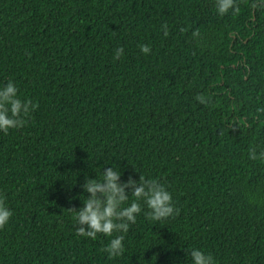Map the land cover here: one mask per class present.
Returning a JSON list of instances; mask_svg holds the SVG:
<instances>
[{
    "label": "trees",
    "instance_id": "1",
    "mask_svg": "<svg viewBox=\"0 0 264 264\" xmlns=\"http://www.w3.org/2000/svg\"><path fill=\"white\" fill-rule=\"evenodd\" d=\"M254 2L219 16L215 0H0V86L37 105L0 133V198L13 213L0 264H188L192 247L216 264H264ZM111 166L122 181L163 184L178 212L153 221L141 201L124 254L109 260L108 238L78 236L73 210L85 174Z\"/></svg>",
    "mask_w": 264,
    "mask_h": 264
},
{
    "label": "clouds",
    "instance_id": "2",
    "mask_svg": "<svg viewBox=\"0 0 264 264\" xmlns=\"http://www.w3.org/2000/svg\"><path fill=\"white\" fill-rule=\"evenodd\" d=\"M258 5L264 7V0H255L252 7ZM215 8L219 16H224L230 9L235 10L234 0H215ZM140 51L147 55L151 49L142 45ZM123 52V48H117L115 58L119 59ZM36 107L30 101L19 98L18 88L12 81L0 86V133L6 134L11 129L22 127L23 117ZM256 158V152L251 151L249 159ZM82 192L87 194L83 196L82 207L73 210L78 225L76 233L92 240L101 235L108 238L107 245L101 251L107 254L109 260L124 254L125 235L143 212L141 201L148 209L146 217L153 221L165 220L178 212L171 193L163 184L140 175L138 180L129 177L127 181H122L121 171L112 166L101 171L99 178L95 175V178L89 179L85 174ZM130 196L133 198L131 202ZM12 215L10 208L0 198V228L9 223ZM184 254L188 264H216L212 255L196 247L185 250Z\"/></svg>",
    "mask_w": 264,
    "mask_h": 264
}]
</instances>
